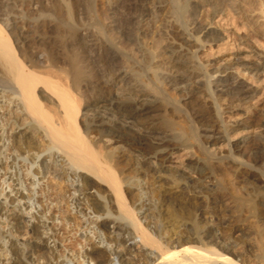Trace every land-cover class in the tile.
<instances>
[{"label":"bare ground","instance_id":"bare-ground-1","mask_svg":"<svg viewBox=\"0 0 264 264\" xmlns=\"http://www.w3.org/2000/svg\"><path fill=\"white\" fill-rule=\"evenodd\" d=\"M62 1L66 22L50 0H0V264H264V129L229 141L236 128H264V104L232 125L220 117L246 113L255 95L230 63L255 72L264 54L259 65L237 55L209 68L194 60L218 38L195 9L206 2L219 12L221 0H169L164 17L157 0H117L124 11L110 21L106 0H93L84 26ZM232 2L264 37L249 0ZM38 41L43 50H30ZM224 141L225 151L210 150ZM179 150L188 171L172 165ZM18 157L30 170L23 177ZM49 173L69 182L54 202L81 219L77 252L60 251L56 217L34 198Z\"/></svg>","mask_w":264,"mask_h":264},{"label":"rangeland","instance_id":"rangeland-1","mask_svg":"<svg viewBox=\"0 0 264 264\" xmlns=\"http://www.w3.org/2000/svg\"><path fill=\"white\" fill-rule=\"evenodd\" d=\"M47 1H49V0H41V2L43 4ZM91 1L93 2V0H71L72 6H74L75 10H77L78 14L81 16V19H80L81 21L79 20V22L82 23L83 25L79 23L80 26L81 25L84 26V23H86L88 21V19L90 18V15L95 14V12H94V14H93V12H91V11H93V8H92L93 4ZM112 1L106 0L104 10L101 9L103 11V12H101V17L104 14V16L102 17L104 20L107 18L106 20L110 21L111 19H113V17H111V16H114V12H116V11L121 12L122 11V7L120 8L117 4L118 1L117 0L116 1L114 0L113 2ZM157 1L163 7L161 9L162 14L160 15V17H164V15H167V11L169 9V0H157ZM50 2L52 4L54 3L53 5H55L54 6V11H55L54 15L57 14L59 19L62 22H66L67 21V14H66L67 12H66V7H65L64 2L62 0H50ZM249 2L251 4L249 6L254 8L255 11L258 14H260V17L263 20L262 24H264V0H249ZM198 6L195 9V10H197V12L195 11L194 14L196 16H198L203 23H208L211 26H213L217 31V34H218L217 37L218 38L214 39L213 41L205 42V43L201 44V46H199L198 50L196 51L195 57H194V60L196 62L204 65L205 68H209V67H212L213 64L217 65L215 63L217 61L218 62H221V61L222 62L223 61L232 62L231 57L233 55H237L239 57L240 62H247L250 64L254 63L257 65H259L261 63L262 60H261L260 56H261V54H264V37L259 35L258 33H256L252 29V27L248 24L246 19L244 17H242L241 13L233 6L232 0H221L220 4L218 6L219 7L218 9H220L219 12H214L212 5H210L209 3H206V2H200V4ZM113 7H115L116 9L115 8L113 9ZM117 7L120 8L121 10L118 9ZM105 9H106V11H105ZM110 10H112V11H110ZM123 11H124V8H123ZM105 14H107V15H105ZM77 24H78V22L76 23V25ZM79 25H77V26H79ZM37 35L41 39L43 38V36L39 32L37 33ZM49 35H51L53 37L52 38L53 40H57V38L54 36L55 35L54 33H49ZM243 38H244V40H243ZM38 42L41 43L40 41H38ZM38 42H36L37 44L33 43L29 49L31 50V48H32L35 52L42 51L43 50V43L39 44ZM230 64H231V66H233L232 69L230 70V72L233 74L234 80H236V81L241 80L245 84L252 87L255 91V93H254L255 95L249 101L250 102L249 107L245 109L246 113L242 110H239V109H229V110L227 109L221 113V115H220L221 120L223 122H225L227 125H232L235 122H240L242 118L247 116V114L250 115L252 107L255 106L256 108H258L257 105L259 106L260 104H264L263 103L264 102V69H260V70L254 72L252 70H243L235 62H232ZM200 77H198L197 79H201ZM1 94H2L1 103L3 105V110H1V111H4L3 113L5 114L11 109V107H9V108L6 107V104L8 102L7 92H1ZM6 115L7 114H5V117H2L4 123H7V119H6L7 116ZM263 122H264V120H263ZM262 127L263 126H260L259 128H254V127L236 128V129L230 131L229 141L234 142V141L239 140L243 137L245 139H250V137H253V135L259 136L262 134L260 132V129H261V131H263V129H264ZM6 128H7V132H9V128L8 127H6ZM4 148L5 149H3V151H5L4 152V153H6L5 155L8 156V154H9L10 156H8V157H9V159H11L12 153H11L10 144L7 143ZM210 148L209 149L212 151L215 150L214 152L221 153V152L225 151L227 148L226 141L219 142L216 145H214L213 147L211 146ZM181 151L179 150L177 153H175L171 156V159L173 161L172 165L177 167L178 169H184L185 163L187 162V159H186L187 156L185 155L184 151H182V152ZM9 159H7V160L4 159L3 164H2V167L4 168L5 173H7V174L9 173V168L4 166V161H6L5 163H7L9 161ZM17 161H19V163H17L18 167H15L13 169V171H17L16 173H18L21 177L29 174L30 170L25 169L26 166L22 165L23 164L22 160L19 157L16 159V162ZM183 163H184V165H182ZM223 163H221V164L223 165ZM4 170L1 171V174L4 172ZM184 170L188 171V168H185ZM189 173L195 177V173H193L191 171H189ZM228 178L231 180H234L235 177H234L233 171H230V173H228ZM59 181H60V183H59ZM21 182H22L21 187L23 189L24 188L26 189L28 186V182H23V180ZM5 186H6V182H5V180H1V176H0V187H5ZM33 187L35 190L34 198L36 200H42L43 206H45V207L50 206L51 208L49 209V211H47V214L49 216L54 214V216L56 217V221L54 222L55 224H52L53 225L52 229L54 230L57 238H59V239H57L53 242L60 243V245H61L60 251L63 249V250H65L64 251L65 253L67 252V250H72V251L74 250L73 252H75V251L77 252L79 249L80 250L82 249L81 248L82 246L84 248L86 243H85V241H83L81 239L80 231L75 229V228H77L76 226H79L82 224L80 217L76 214L74 215V213L67 215L68 212L66 211V206H65L64 200L60 201V202H56V203L54 202V199H56V201L59 200L60 195L62 197H66L67 194L65 191L62 190V188H64V187L69 188V182L67 180L61 179V177L58 175L55 176L53 173H49V175L46 178H44L43 180H40L38 185H35ZM55 187L58 190L59 189H61V190L58 191ZM54 190H56V192L57 191L59 192V193L57 192L58 196L56 195V192ZM62 216L65 218L68 216H69L68 218L72 217L73 220L69 224L65 221L66 219L65 220L60 219V218H62ZM80 222H81V224H80ZM93 226H94V223L91 221L89 223V225L87 226V231L92 229ZM93 238H95V235H93ZM53 242H51V243H53ZM79 261L80 260H78L75 257L74 260L72 261V264H75V263L80 264ZM68 264H70V263H68Z\"/></svg>","mask_w":264,"mask_h":264}]
</instances>
